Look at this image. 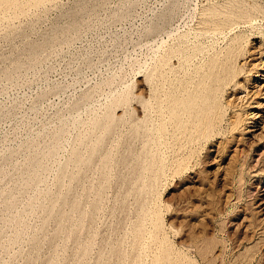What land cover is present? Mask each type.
<instances>
[{
  "label": "rangeland",
  "instance_id": "1",
  "mask_svg": "<svg viewBox=\"0 0 264 264\" xmlns=\"http://www.w3.org/2000/svg\"><path fill=\"white\" fill-rule=\"evenodd\" d=\"M2 1L4 2L5 0ZM2 1L0 0V264H124L125 262L127 263L128 260L130 264H141V262L145 264L147 260L148 264H152V262H154V264H170L172 260H174V262L178 261L177 259L181 262H176L177 264H184L183 260H185V258L186 264H208L209 262V264H224V262L225 264H264V87L261 86L264 85V0H40L41 2L39 0H32L34 3L30 0H23L25 2H21L22 0H9L5 3ZM19 2L23 4L21 5ZM15 3L16 5L12 6ZM13 8L14 10L11 11ZM16 12L20 14L17 15ZM10 16L12 17L10 18ZM239 35L241 37H239ZM235 41H239L241 46L238 42L235 43ZM194 45L195 47H192ZM228 45H230L229 49L232 50L229 51V49H227ZM173 49L176 51L175 53H173ZM194 49L196 52H194ZM167 52L171 54L168 53V55L170 54L168 56ZM215 53L220 55V57H218L219 63L216 60L217 56ZM161 55L170 58L167 61V59L165 57L162 58ZM186 57H189V60H187ZM225 57L227 59H225ZM160 58L166 63L164 64L159 60ZM210 58L213 61L216 60L214 62L212 61L213 64L215 62H217V64L213 65L210 62ZM163 59L166 60L164 61ZM228 59L231 61H228ZM158 61L163 63L161 65H165V67H159L161 65ZM221 61L224 62V64ZM237 61L238 64L236 63ZM225 62L227 64H225ZM228 63L231 64L229 65ZM166 64H172L174 67ZM219 64H221L222 67L226 65L223 67L225 69H219L221 68ZM154 65L159 71L156 69L153 70L155 68ZM215 65L216 67H214ZM203 66L208 69V74L205 72L206 69ZM208 66L210 69L214 67L213 69H218L219 71L213 72L212 69L211 71L215 73L212 74ZM197 68L202 71V74L204 68V73H206V75L203 74L204 79L202 74H199L201 72ZM161 69L162 72L167 73V75L162 73ZM169 70H171V72ZM228 70L230 73L227 72ZM151 71L156 72H153L152 75ZM175 72H177V74ZM223 72H225L226 75L229 74L230 77L228 75L225 77L226 75H224ZM149 73L150 78H148ZM194 73L196 74L195 76ZM155 74H159L160 76H158L160 78L156 76L158 79H155ZM174 74L177 77H175ZM197 74L200 75L205 82H203V80L201 81L200 76V78H197ZM208 75L209 77L206 79ZM217 75L221 82H219L220 80ZM164 76L168 78L163 79L166 78ZM191 77H194V79ZM182 78H185V81ZM149 79L152 80L150 81ZM176 79L180 80V83H177ZM189 79L190 81L193 79L191 83H189ZM205 79L208 80L209 83H207ZM200 81L203 84L200 83ZM169 82H173L172 88ZM185 82H187V84ZM224 82H227L230 86L226 85ZM155 83H157L160 88L157 84L154 85ZM184 83L186 84L185 86ZM182 85L184 87L180 88L179 86ZM203 85L206 88H203ZM212 86H214L216 90ZM168 88H170L169 90L171 91L167 92ZM212 88H214L213 94ZM144 89H146V91ZM161 89H166L164 90L165 95ZM201 89L203 91L202 93ZM139 91L141 93H139ZM183 91L186 93L183 94ZM195 91L196 94L194 95ZM216 91H218V93H216ZM171 92L173 93L172 97L174 93L176 94L174 98L170 97ZM192 92L193 94H191ZM179 93L180 95H178ZM198 93L199 97L201 96L200 98H198ZM139 94L141 96H139ZM148 94H152V97ZM157 94L160 95L158 100L156 98L158 97ZM186 94L189 98L186 97ZM153 95H157L155 96L156 99L153 98ZM219 95L220 97L222 96V100L218 97ZM193 96L195 98H193ZM204 96H206V98ZM168 97L171 100L166 99ZM216 97H218L217 103L216 99L214 100ZM201 98L204 100L202 101ZM159 99L160 101L164 99L166 106L164 101H161L160 105ZM206 99L211 103H208ZM150 100L151 103L153 102L152 106L149 102ZM167 100L171 104H169ZM174 100L175 103L176 100L179 101L177 103L178 106L174 103ZM191 100L192 103L194 100L193 104H191ZM220 100L224 105L222 103L219 105ZM180 101L182 103L189 102L191 106L188 104L185 105L186 103L182 104ZM198 101L203 102L201 103L202 107ZM195 102H197V104ZM162 103L164 104L162 105ZM145 104L148 105V107L146 106L147 109H145ZM194 104H196L197 107L200 105L199 108L201 107V110L204 105H207L204 106L206 108H203L204 113H201L203 112L201 110L199 112V108H195L196 105ZM208 104L211 105L210 108ZM172 105L174 107H172ZM181 105H183V108H180ZM149 107H155L154 109L156 112L151 108L147 111V114H145V111L148 110ZM168 107L174 108L173 111L175 109L177 110L172 112V109L169 111ZM187 107L190 109L189 111ZM222 107L225 108L223 109ZM217 108L220 111L222 110V112L218 111ZM143 109L144 111H142ZM210 109L211 111H209ZM180 110L185 112V116ZM158 111L160 113H158ZM165 111H168V114ZM186 111H188V114ZM211 112L213 114H211ZM109 114H111V118L113 117L114 119V121L112 120L113 123L111 122L112 124L110 123L111 120H108L110 119ZM171 114L173 116L176 115L175 117L177 119ZM208 114L212 115V117ZM220 114L225 116L222 117ZM113 115L116 118H114ZM144 115L146 116L144 117ZM149 115L151 116L148 118ZM156 115H161L160 119L162 120H159V116L156 118ZM169 115L170 117H168ZM197 115H199V117L201 115L200 120ZM139 117L142 119L140 120L141 125L138 120ZM165 117L170 120H166ZM95 118L97 121L99 120V123L96 120L94 121ZM171 118H173L172 121H174L170 123ZM234 118L236 120L239 118L243 121L241 120L240 122L238 119L237 122L239 121L240 123H237ZM153 119L155 120L153 121ZM207 119L209 121H205ZM210 119L213 122L216 121V123H213ZM101 121L102 124H100ZM151 122L155 124L153 123L154 125L152 126ZM189 122H191V124ZM135 123L137 126L135 125L133 127ZM187 123H189L190 126ZM234 123L237 127L235 125L233 126ZM108 124H111L110 126L112 127L110 128ZM156 124L157 126H155ZM180 124L183 125V127ZM105 125L107 126L106 128ZM150 125L152 127H157L154 128L155 131ZM211 125H214L213 127L215 130ZM159 127V130L163 129L160 133L156 132ZM167 127L168 129H166ZM179 127L181 128L180 133ZM102 128L106 131L104 129L101 130ZM147 128L151 132L146 131ZM188 128L190 131H188ZM199 129H201L200 132H202V130L204 132L200 133ZM140 130L142 131L140 132ZM186 131L191 134L190 140L187 141L185 137H189V134H187ZM207 131L209 133H207ZM138 132L141 133V139H139L140 137L137 135ZM148 132L152 137L148 136ZM170 133L173 134L171 135ZM174 133L176 135L179 134L181 139ZM158 134H161L160 136L162 138ZM184 134L186 136H184ZM194 134L196 136L203 134L202 136L204 137H196ZM134 136H136V138ZM168 136L169 138H167ZM193 136H195V138ZM153 137L155 138L154 140L158 142L151 140ZM158 137L162 139L161 142ZM149 138L150 141H148ZM193 138L195 140H192ZM201 138H203V140H201ZM98 140L99 142H97ZM146 141L150 148L146 145ZM193 141L197 143L195 144ZM101 142L103 145H101ZM183 142H186V145ZM187 142L189 143L187 144ZM151 143L153 146H151ZM156 143L157 147L162 143V145H160L162 148H152L156 147ZM178 144L180 146L185 145L183 147L184 149ZM127 146L131 152H129L130 150ZM140 146H143V148ZM146 146H148L149 150ZM193 146H195V149ZM100 148H102L101 151ZM136 148L141 150L137 151ZM189 148H191L192 151ZM52 149L54 150L52 151ZM144 149H147L148 153L150 150L152 153L154 151V157L151 151L149 154L146 152V157ZM49 150L52 153H48ZM74 150H78V152L76 153ZM90 150H93V154ZM132 150L134 152H132ZM136 151L140 152L137 153ZM111 152L112 155L110 154ZM135 152L139 154V156ZM106 154L107 159L109 155H111L108 160L104 159ZM134 154L138 157L139 161L136 156H134L136 160L133 158ZM188 154H191L192 158H187ZM83 155H85L86 159L89 161H87ZM113 155L115 157H113ZM75 156H78L80 160H76L78 158ZM143 156L145 158H143ZM148 156L151 163L148 162ZM151 156L153 158H151ZM80 157L83 161L86 160L89 162V166L86 161H84L85 163L83 161L81 162L82 159ZM140 157L146 161H141L140 163ZM130 159H133V161L131 160L130 162ZM158 159H161V161L159 162ZM182 159L185 160L187 164L183 162ZM101 160L104 161V164ZM76 161H78L77 165ZM79 161L81 164H79ZM136 162L137 164H135ZM146 162L149 163V165ZM66 163H69V166L66 165ZM180 163L181 165L184 163L185 166L183 165V167H181ZM124 164H126V166H124ZM138 164L141 165L138 166ZM142 164L145 165L143 166ZM178 164L180 166H178ZM80 165L86 166L82 168ZM113 165L116 166L109 169ZM119 166L120 168H118ZM140 166H142V168ZM148 166H151L150 168H152V171H150V168H147ZM155 167L160 168L158 169L160 171H157ZM179 167L183 169H179ZM80 168L81 170L85 169L81 172V170H79ZM124 168L126 171L128 170V173L125 172ZM121 169H124L122 171L123 173H120ZM138 169H140L139 171H141V173L138 172ZM146 169L150 170L146 171ZM101 170L104 172L102 171L103 173H101ZM110 170L113 172V175ZM132 170L134 171L132 172ZM240 170L242 171L240 172ZM108 172H110L109 176ZM134 172L138 178H136V176L134 177ZM146 172H150V174H148L150 177L151 173L154 172L155 174L152 173L151 177L153 179H150L148 175L146 176ZM161 172L162 175L160 174ZM137 173L140 174V177ZM101 174H103L102 178ZM26 175H30L31 179L30 176L27 177ZM81 175H83L82 179ZM155 175L157 177L160 176L158 181L157 178L155 179ZM123 176L126 180L129 178L127 182ZM144 176L146 179L142 181ZM26 177L29 178L30 181ZM103 177H105V181H103ZM135 178L136 182L139 181L137 184L134 182ZM147 178H149V183H146V181H148ZM82 180H84V182ZM122 180L127 183V185ZM100 181H102L103 184ZM141 181L142 183H140ZM144 181L145 184H150L153 187L150 186L151 188H149V186H145ZM92 182L93 184H90ZM84 183L85 185H83ZM123 183L125 185H123ZM120 185H123V189H127V187L130 188L132 185L134 186H132V191H130L131 188L125 190L128 192L127 193L122 188L120 190ZM83 186L86 187H84L85 190L82 192ZM91 186L93 189H90ZM99 186L100 188L102 186L105 188L102 187L101 190ZM97 187L100 189L99 191ZM143 189H145V194L141 191ZM96 190L99 193L95 192ZM138 190L141 192H138ZM56 192L57 194H55ZM61 192H63L64 195ZM52 194L58 197H54ZM81 194H83V204L80 203L82 202ZM90 194L91 198L89 197ZM98 194L102 195V199L99 198L102 201L98 199ZM135 194L138 195L137 198H140L139 200L136 199L137 195L135 196ZM49 195L53 197L51 198ZM118 195H121V198ZM122 195L124 197H122ZM126 195L127 197H125ZM238 195L241 201L238 200ZM59 196L60 199L62 197L64 200L59 199V201ZM76 196L80 198H76L78 201L75 199ZM94 197H97V199L95 198L94 200V202H97L95 204L92 202ZM144 197H147V199ZM120 199H124L125 201ZM56 200L59 201V205ZM90 200L92 203L89 202ZM9 201L11 205L8 204ZM75 201L79 203V206H77ZM138 201H142L141 203L147 202V204H143L142 206ZM55 202L56 204L52 205ZM98 202L100 205L102 204V206H100ZM73 203H75L77 207L75 204L73 205ZM117 203L118 205L122 203L124 205L118 206ZM96 204L98 206H96ZM137 204L140 205L136 206ZM147 205L150 209L147 208ZM135 206L138 209L137 211L135 210ZM160 206L162 208H160ZM89 207L96 208V210L99 209L98 211H94L93 208L89 209ZM123 209L126 216L129 214L127 218L124 215V211H122ZM146 209L151 212L146 211ZM79 210L82 212H80L81 214H83V212L85 213L87 210L85 216L83 214L80 218L81 215ZM118 210L123 213H120ZM154 210L159 213H156ZM134 211L136 213L135 215ZM63 212H65V214H63ZM140 212L144 213L140 214ZM145 212L149 213L144 215ZM49 213L50 216L47 215ZM119 215L122 216L120 217ZM245 215L249 216V220L253 222L258 234L261 233L259 237L263 238V240L259 241L258 238H256L252 243L241 242L246 230L244 223H242L243 216ZM62 216L64 218H62ZM124 217L125 219L121 220ZM137 217L138 219L144 218L147 220H144L147 223L144 224L146 227L143 224V227L140 226V224L144 222L138 220ZM57 218L59 219L57 220ZM80 219L84 220L82 221L83 223H79L81 221ZM89 219L91 222L88 221ZM150 219H152L153 222ZM45 220L47 223H45ZM76 220L78 221L76 222ZM118 220H120V222ZM136 220H138V222H136ZM58 221H62L63 223H59ZM85 221L89 223L87 222L88 227H84V230L80 227L87 226ZM116 221H118V223H116ZM149 222L152 223L150 224ZM91 223L93 226H89ZM154 224L156 226L155 229L157 228L156 230L153 229ZM159 225L160 227H157ZM71 227H73L72 230ZM141 227L143 231L140 230L139 234L141 233L143 237L138 234V229ZM75 228H78L76 230L77 233L74 231ZM133 228L138 229L136 230ZM150 228L153 230L154 235L155 233L158 234L159 238L157 234L154 236L152 235L153 233L151 234L152 231H148ZM41 229L42 231L44 230L43 233ZM57 229L59 231L61 230V232ZM68 229H70V231H68ZM78 231L80 233H78ZM148 232L153 236L152 238L149 236ZM158 232L161 233L159 234ZM18 233L20 235H17ZM35 234H37L38 238L41 236L42 238L37 239ZM124 234L128 241L132 236V240L130 241L134 240V242H129L131 246L132 244H135V246L131 247L129 242L127 243ZM240 234L241 236H239ZM34 236L36 238H34ZM135 236L138 237L136 238ZM66 238L68 241L67 244ZM161 238H167V240H162ZM138 239H141V242H139ZM38 240L40 244L37 242ZM40 240L43 241L41 242ZM86 241L89 243L87 244ZM150 241L154 242V244L150 243ZM160 241H162L163 244ZM257 241L259 242L255 246L253 243ZM142 242L144 243L141 246ZM155 243H157L158 246ZM164 243L167 245L166 247ZM116 244L117 249L115 246ZM145 244L146 250L144 249L142 251ZM82 245L86 246L83 247ZM159 245L160 248L163 249L159 250ZM137 246L140 248L138 249ZM148 246L152 248H148ZM156 246L158 247L157 249ZM123 247H126L127 251L126 248L124 249ZM134 247H137V250ZM84 248L86 253L90 255L85 254V250L84 253H80ZM164 248H166L165 252H163ZM207 248L208 250H206ZM88 249L91 250L89 251ZM152 249L156 251V254ZM106 250L109 251L105 252V256L102 253ZM110 250L115 255H111ZM124 250L125 254L123 253ZM166 250L167 252L170 250L168 252L169 257H166L170 260H165L164 256H168ZM202 250L207 253L204 252V254ZM174 251L176 259H173L175 256H172ZM243 252H245V254ZM128 253H132L133 255L136 254V256L133 257L132 254H130V256ZM83 254L85 263H81V261H83L81 255ZM123 255L128 256V258L125 257L127 261H124V263ZM156 255L159 257H156ZM186 255L188 257H186ZM204 255H207L208 258ZM87 256H89L88 259L86 258ZM99 256L101 259H99ZM129 256L130 258L132 257V260ZM162 256L164 258L160 259ZM236 256H238V258ZM258 256L261 257L258 259ZM135 257L137 258L135 259ZM203 257L207 259L204 260ZM213 257H215V259ZM102 258L104 260H102ZM153 258L154 260L156 258L157 262L152 261ZM158 258L162 262L158 261ZM223 258H226V260ZM79 259H81V261ZM134 260H139L140 263L139 261L135 263ZM257 260H259V262Z\"/></svg>",
  "mask_w": 264,
  "mask_h": 264
},
{
  "label": "bare ground",
  "instance_id": "2",
  "mask_svg": "<svg viewBox=\"0 0 264 264\" xmlns=\"http://www.w3.org/2000/svg\"><path fill=\"white\" fill-rule=\"evenodd\" d=\"M1 1H2V0H1ZM6 1H9V0H5L4 2H3V1H2V2L5 3ZM19 1H20V0H19ZM25 1H26V0H25ZM25 1L22 0L21 2H25ZM30 1H32V0H30ZM39 1H40V0H39ZM46 1H47V0H46ZM21 2H19V4H20ZM40 2H41V1H40ZM7 3H8V2H7ZM11 3H12V2H11ZM16 3H17V1H16ZM16 3H15L14 5H12V6H15ZM32 3H34V2L32 1ZM22 4H23V3H21V5H22ZM1 5L3 6L2 3H1ZM21 5H20V6H21ZM28 5H30V4H28ZM31 5H32V4H31ZM34 5H35V4H34ZM4 6H5V4H4ZM12 6H10V7H12ZM17 6H18V4H17ZM20 6H19V7H20ZM19 7H18V8H19ZM21 7H23V6H21ZM18 8H17V9H18ZM6 9H8V8H6ZM0 10H1V9H0ZM3 10H5V9H3ZM3 10H2V11H3ZM8 10H9V9H8ZM12 10H14V8L11 9V11H12ZM19 10H20V8H19ZM19 10H18V11H19ZM5 11H6V10H5ZM21 11H22V10H21ZM8 12H9V11H8ZM11 13H12V12H11ZM14 13H15V11H14ZM14 13H13V14H14ZM21 13H22V12H21ZM6 14H7V13H6ZM16 14L19 15L20 13L18 14V13L16 12ZM16 14H14V15H16ZM4 15H5V13H4ZM14 15H12V16H14ZM8 16H9V15H8ZM12 16H10V18H11ZM6 17H7V16H6ZM8 18H9V17H8ZM209 19H211V18H209ZM211 20H212V19H211ZM207 21H208V20H207ZM226 21H229V20H226ZM217 22H218V21H217ZM221 22H222V21H221ZM221 22H219V23H221ZM225 23H229V22H225ZM210 24H211V23H210ZM212 25H215V24H212ZM216 25H217V23H216ZM220 25H221V24H220ZM220 25H219V26H220ZM222 26H223V25H222ZM212 27H213V26H212ZM223 27H224V26H223ZM217 28H218V27H217ZM219 28H220V27H219ZM221 29H222V28H221ZM218 30H219V29H218ZM219 32H220V31H219ZM219 32H218V33H219ZM214 33H215V32H214ZM239 37H241V36L239 35ZM236 38H237V36H236ZM242 38H243V37H242ZM234 39H235V38H234ZM236 40H237V39H236ZM240 40H241V39H240ZM240 40H239V41H240ZM232 41H233V40H232ZM239 41H235V43H236V42L239 43ZM178 42H180V41H178ZM181 42H182V41H181ZM242 42H243V41H242ZM245 42H246V41H245ZM233 43H234V42H233ZM235 43H234V44H235ZM199 44H200V43H199ZM199 44H198V45H199ZM231 44H232V42H231ZM184 45H185V44H184ZM239 45L241 46L240 43H239ZM177 46H178V45H177ZM179 46H180V45H179ZM229 46H230V45H228V48H227V49L230 48ZM236 46H237V45H236ZM192 47H195V45L192 46ZM201 47H202V46H201ZM231 47H232V46H231ZM179 48H180V47H179ZM199 48H200V47H199ZM204 48H205V47H204ZM233 48H234V45H233ZM239 48H240V47H239ZM189 49H190V48H189ZM202 49H203V48H202ZM171 50H172V49H171ZM194 50H195V49H194ZM230 50H232V49H229V51H230ZM235 50H236V49H235ZM235 50H234V51H235ZM238 50H239V49H238ZM165 51H166V50H165ZM225 51H226V50H225ZM225 51H224V52H225ZM175 52H176V51H174V49H173V53H175ZM178 52H179V51H178ZM180 52H181V51H180ZM194 52H196V50H195ZM231 52H232V51H231ZM168 53H170V52H167V55H168ZM221 53H222V51H221ZM225 53H226V52H225ZM227 53H228V52H227ZM232 53H233V52H232ZM237 53H238V52H237ZM170 54H171V53H170ZM170 54H169V55H170ZM180 54H181V53H180ZM194 54H195V53H194ZM208 54H209V53H208ZM208 54H207V55H208ZM219 54H220V52H219ZM222 54H223V53H222ZM167 55H166V56H167ZM169 55H168V56H169ZM209 55H210V54H209ZM215 55L217 56V59H216V60H217V62H218V60H219L218 57H220V55H218V54H216V53H215ZM230 55H231V54H230ZM235 55H236V54H235ZM235 55H234V56H235ZM161 56H162V55H161ZM168 56H167V57H168ZM213 56H214V55H213ZM224 56H225V55H224ZM164 57H165V55L162 56V58H164ZM167 57H165V58H166L167 61H168V59H169L170 57H169V58H167ZM180 57H181V56H180ZM222 57H223V55H222ZM222 57H221V58H222ZM226 57H227V56H226ZM226 57H225V59H227ZM230 57H231V56H230ZM171 58H172V57H171ZM186 58H187V57H186ZM188 58H189V57H188ZM188 58H187V60H189ZM234 58H235V57H234ZM166 59H165V60H166ZM173 59H174V58H173ZM190 59H192V58H190ZM222 59H223V58H222ZM159 60H161V58H160ZM163 60H164V59H163ZM165 60H164V61H165ZM170 60H171V59H170ZM185 60H186V59H185ZM187 60H186V61H187ZM210 60H211V61H210ZM210 60H209V61L212 63L213 60H212L211 58H210ZM216 60H214V61H216ZM231 60H232V58H231ZM231 60L228 59V61H231ZM161 61H162V60H161ZM199 61H200V60H199ZM214 61H213V62H214ZM222 61H223V60H222ZM222 61H221V62H222ZM226 61H227V60H226ZM233 61H234V60H233ZM158 62H159V61H158ZM162 62H163V61H162ZM207 62H208V61H207ZM217 62H215L214 64H217ZM159 63H160V62H159ZM163 63L165 64L166 62H163ZM163 63H160V65L163 64ZM187 63H189V62H187ZM218 63H219V62H218ZM222 63L224 64V62H222ZM231 63H232V62H231ZM231 63H230V64H231ZM234 63H235V61H234ZM236 63L238 64V61H237ZM155 64H157V63H155ZM190 64H192V63H190ZM200 64H201V63H200ZM205 64H206V63H205ZM207 64H208V63H207ZM209 64H210V63H209ZM212 64H213V63H212ZM214 64H213V65H214ZM225 64H227V63L225 62ZM228 64H229V63H228ZM230 64H229V65H230ZM158 65H159V64H158ZM166 65L170 66V65H172V64H166ZM177 65H178V64H177ZM219 65L221 66V64H219ZM219 65H217V66H219ZM154 66H155V65H154ZM162 66H163V65H161V66H159V67L162 68ZM172 66L174 67V65H172ZM196 66H197V65H196ZM225 66H226V65H225ZM225 66H223V67H225ZM239 66H240V65H239ZM163 67H165V65H164ZM166 67H167V66H166ZM180 67H181V66H180ZM201 67H202V66H201ZM203 67L205 68V66H203ZM206 67H207V66H206ZM208 67H209V66H208ZM214 67H216V65H215ZM214 67H213V68H214ZM223 67L221 66V68H219V67H218V68H219V69H225V68H223ZM229 67H230V66H229ZM157 68H158V67H157ZM171 68H172V67H171ZM183 68H184V67H183ZM188 68H189V67H188ZM194 68H195V67H194ZM199 68H200V66H199ZM204 68H203V74L206 75L208 69L205 68V69H206V71H205ZM213 68L210 69V67H209V71H211ZM155 69H156V66H155V68H154L153 70H155ZM163 69H165V68H163ZM167 69H168V68H167ZM176 69H177V67H176ZM197 69H198V68H197ZM197 69H196V70H197ZM263 69H264V68H263ZM148 70H149V68H148ZM148 70H147V71H148ZM151 70H152V69H151ZM156 70H157V69H156ZM187 70H188V69H187ZM198 70H199V69H198ZM198 70H197V71H198ZM214 70H215V69H213V72L219 71L218 69L215 70V71H214ZM226 70H227V68H226ZM233 70H234V69H233ZM235 70H236V68H235ZM235 70H234V71H235ZM149 71H150V70H149ZM157 71H159V70H157ZM163 71H164V70H163ZM169 71L171 72V70H169ZM176 71H177V70H176ZM181 71H182V70H181ZM194 71H195V70H194ZM199 71L201 72V73H199V74H202V71H201V70H199ZM204 71H205L206 73H204ZM230 71L232 72L231 69H230ZM230 71L228 70L227 72L230 73ZM252 71H253V70H252ZM255 71H256V69H255ZM151 72H152V71H151ZM153 72H156V71H153ZM153 72L151 73L152 75H153ZM161 72H162V69H161ZM172 72H173V71H172ZM186 72H189V71H186ZM190 72H191V71H190ZM213 72L211 71L212 74H215V73H213ZM162 73H165V72H162ZM175 73L177 74V72H175ZM182 73H183V72H182ZM223 73H224V75H226L225 72H223ZM146 74H147V73H146ZM165 74L167 75V73H165ZM165 74H164V75H165ZM170 74H171V73H170ZM172 74H173V73H172ZM192 74H193V73H192ZM203 74H202V77H203V79H204ZM207 74H208V73H207ZM218 74H219V72H218ZM220 74H221V73H220ZM149 75H150V73L148 74V76H149ZM152 75H151V77H152ZM158 75H159V74H158ZM158 75L155 74L154 76L156 77V76H158ZM161 75H162V74H161ZM174 75H175V74H174ZM182 75H183V74H182ZM184 75H185V74H184ZM190 75H191V74H190ZM195 75H196V74L194 73V76H195ZM197 75H198V74H197ZM209 75H210V74H209ZM209 75L207 76V78H206V77H205V78L208 79ZM227 75L229 76V74H227ZM227 75H226L225 77H227ZM148 76H147V77H148ZM159 76H160V75H159ZM159 76H158V77H159ZM169 76H170V75H169ZM185 76H186V75H185ZM199 76H200V75H198L197 78H200V77H201V76H200V77H199ZM212 76H214V75H212ZM212 76H211V77H212ZM215 76H216V75H215ZM221 76H222V75H221ZM221 76H220V77H221ZM236 76H237V75H236ZM145 77H146V76H145ZM162 77H163V75H162ZM164 77H166V76H164ZM175 77H177V76L175 75ZM179 77H180V76H179ZM179 77H178V78H179ZM181 77H182V76H181ZM202 77H201V81L203 80ZM217 77H218V79L220 80V78H219L218 75H217ZM217 77H216V78H217ZM229 77H230V76H229ZM148 78H150V76H149ZM159 78H160V77H159ZM167 78H168V77L163 78V79H167ZM191 78L194 79V77H191ZM216 78H215V79H216ZM223 78H224V76H223ZM236 78H237V77H236ZM155 79H158V78L156 77ZM155 79H154V80H155ZM169 79H170V78H169ZM179 79H181V78H179ZM182 79H183V78H182ZM193 79H192V80H193ZM195 79H196V78H195ZM206 79H205V80H206ZM209 79H210V78H209ZM211 79H212V78H211ZM215 79H214V80H215ZM221 79H222V77H221ZM225 79H227V78H225ZM149 80H150V79H149ZM149 80H147V81H149ZM151 80H152V79H151ZM151 80H150V81H151ZM159 80H160V79H159ZM183 80L185 81V78H184ZM192 80H191V81H192ZM199 80H200V79H199ZM219 80H218V81H219ZM162 81H163V80H162ZM165 81H166V80H165ZM172 81H173V80H172ZM176 81H177V83H178L180 80L176 79ZM186 81H187V80H186ZM191 81H190V79H189V83H191ZM195 81H198V80H195ZM195 81H194V82H195ZM201 81H200V83H202ZM206 81H207V83H209L208 80H206ZM215 81H216V80H215ZM215 81H214V82H215ZM224 81H225V80H224ZM226 81H227V80H226ZM230 81H231V80H230ZM139 82H140V81H139ZM154 82H156V81H154ZM157 82H158V80H157ZM159 82H161V81H159ZM167 82H168V80H167ZM167 82H166V83H167ZM182 82H183V81H182ZM187 82H188V81H187ZM187 82H185V83L187 84ZM198 82H199V81H198ZM203 82H205V81L203 80ZM214 82H213V83H214ZM216 82H217V81H216ZM219 82H221V80H220ZM222 82H223V81H222ZM227 82H228V81H227ZM227 82H224V83H226V85H229V86H230V84H228ZM235 82H236V81H235ZM162 83H163V82H162ZM166 83H165V85H166ZM172 83H173V82H172ZM172 83L169 82V84H171V85H170L171 88H172ZM179 83H180V82H179ZM185 83H184V86L186 85ZM189 83H188V84H189ZM195 83H196V82H195ZM150 84H151V82H150ZM156 84H157V83H155L154 85H156ZM163 84H164V83H163ZM169 84H167V85H169ZM175 84H176V83H175ZM181 84H182V83H181ZM202 84H203V83H202ZM202 84H201V85H202ZM210 84H212V83H210ZM216 84H217V83H216ZM231 84H233V83H231ZM154 85H153V86H154ZM173 85H174V84H173ZM190 85H192V84H190ZM197 85H200V84H197ZM207 85H208V84H207ZM226 85H225V86H226ZM237 85H238V83H237ZM260 85H261V84H260ZM157 86H158V84H157ZM160 86H161V85H160ZM170 86H169V87H170ZM174 86H175V85H174ZM174 86H173V87H174ZM184 86L182 85V86H179V87L182 88V87H184ZM187 86H188V85H187ZM187 86H186V88H187ZM195 86H196V85H195ZM203 86H204V85H203ZM203 86H201V87H203ZM209 86H210V85H209ZM217 86H218V85H217ZM261 86L264 87V85H261ZM144 87H145V86H144ZM144 87H143V88H144ZM146 87L149 88L148 86H146ZM151 87H152V86H151ZM158 87H159V86H158ZM162 87H164V86H162ZM176 87H178V86H176ZM179 87H178V88H179ZM201 87H200V88H201ZM207 87H208V86H207ZM212 87H214V86H212ZM227 87H228V86H227ZM242 87H244V86H242ZM155 88H156V87H155ZM159 88H160V87H159ZM159 88H158V89H159ZM164 88H165V87H164ZM174 88H175V87H174ZM195 88H196V87H195ZM195 88H194V89H195ZM200 88H199V89H200ZM203 88H206V87L204 86ZM214 88H215V87H214ZM214 88H212V89H213L212 94L214 93ZM218 88H219V87H218ZM221 88H222V87H221ZM149 89H150V88H149ZM149 89H148V90H149ZM151 89H152V88H151ZM153 89H154V88H153ZM169 89H170V88H168V91H167V92L171 91V90H169ZM175 89H176V88H175ZM175 89H174V91H175ZM187 89H188V88H187ZM191 89H193V88H191ZM197 89H198V88H197ZM209 89H211V88H209ZM141 90H142V88H141ZM144 90L146 91V89H144ZM144 90H143V91H144ZM154 90H155V89H154ZM156 90H157V89H156ZM161 90H163V89H161ZM161 90H160V91H161ZM164 90H166V89H164ZM164 90H163V92H164ZM180 90H181V89H180ZM185 90H186V89H185ZM195 90H196V89H195ZM205 90H206V89H205ZM215 90H216V88H215ZM259 90H260V87H259ZM259 90H258V91H259ZM151 91H153V90H151ZM176 91H177V90H176ZM178 91H179V90H178ZM186 91H188V90H186ZM196 91H197V90H196ZM196 91H195L194 95L196 94ZM219 91H220V90H219ZM149 92H150V91H149ZM154 92H156V91H154ZM167 92H166V93H167ZM180 92H181V91H180ZM183 92H184V91H183ZM190 92H191V91H190ZM202 92H203V91H202V89H201V93H202ZM256 92H257V90H256ZM260 92H261V91H260ZM260 92H259V93H260ZM263 92H264V91H263ZM139 93H141V92L139 91ZM161 93H162V92H161ZM161 93H160V95H161ZM176 93H177V92H176ZM185 93H186V92H184L183 94H185ZM201 93H200V94H201ZM206 93H207V92H206ZM208 93H209V92H208ZM216 93H218V91H216ZM220 93H223V92H220ZM259 93H258V94H259ZM163 94L165 95V92H164ZM163 94H162V95H163ZM172 94H173L172 92H171V95L169 94L170 97H172ZM181 94H182V93H181ZM191 94H193V92H192ZM212 94H211V95H212ZM121 95H122V94H121ZM148 95H150V94H148ZM151 95H152V94H151ZM151 95H150V96H151ZM157 95H158V94H157ZM157 95H153V98H155V96H157ZM160 95H158V97H156L157 100H158V98H159ZM166 95L168 96V93H167ZM175 95H176V94L174 93V96H173L172 98H174ZM178 95H180V93H179ZM214 95H215V94H214ZM221 95H222V94H221ZM139 96H141V95L139 94ZM167 96H166V97H167ZM182 96H184V95H182ZM189 96L192 97L191 95H189ZM259 96H260V95H259ZM148 97H149V96H148ZM151 97H152V96H151ZM161 97H162V96H161ZM177 97H178V96H177ZM186 97H188L187 94H186ZM200 97H201V96H200ZM200 97H199V93H198V98H200ZM204 97L206 98V96H204ZM208 97H209V96H208ZM208 97H207V98H208ZM218 97H220V95H219ZM218 97L214 98V100L216 99V103H217V101H218V100H217ZM221 97H222V96H221ZM221 97H220V98H221ZM156 98H155V99H156ZM181 98H182V97H181ZM188 98H189V97H188ZM193 98H195V97L193 96ZM220 98H219V99H220ZM135 99H136V98H135ZM145 99H147V98H145ZM166 99H169V97L166 98ZM177 99H178V98H177ZM191 99H192V98H191ZM201 99H202V101L204 100L203 98H201ZM138 100H140V99H138ZM169 100H171V99H169ZM172 100H173V99H172ZM181 100H182V99H181ZM187 100H188V99H187ZM206 100H207V99H206ZM206 100H205V101H206ZM210 100H211V98H210ZM221 100H222V98H221ZM221 100H220V102H219V103H220L219 105H221V103H222ZM142 101H143V100H142ZM142 101H141V102H142ZM147 101H148V100H147ZM147 101H146V102H147ZM159 101H160V99H159ZM161 101L163 102L164 99L161 100ZM161 101H160V105H161ZM167 101H168V100H167ZM184 101H185V100H184ZM196 101H197V100H196ZM200 101H201V100H200ZM205 101H204V102H205ZM212 101H213V100H212ZM138 102H139V101H138ZM149 102L151 103V100H150ZM154 102H155V100H154ZM164 102H165V101H164ZM172 102H173V101H172ZM178 102H179V101L176 100V103H175V100H174V103H175L177 106H178V104H177ZM189 102H190V99H189ZM189 102H188V103L184 102V103H186L185 105H187V104L190 105ZM198 102H199V101H198ZM207 102H208V100H207ZM209 102H210V101H209ZM209 102H208V103H209ZM214 102H215V101H214ZM214 102H213V104H214ZM152 103H153V102H152ZM152 103H151V106H152ZM168 103H169V101H168ZM168 103H167V105H168ZM174 103H172V104L175 105ZM180 103H182V102L180 101ZM184 103H182V104H184ZM193 103H194V100H193ZM193 103H192V100H191V104H193ZM195 103L197 104V102H195ZM199 103L201 104V103H203V102H199ZM199 103H198V104H199ZM210 103H211V102H210ZM216 103H215V104H216ZM138 104H139V103H138ZM146 104H149V103H146ZM146 104H145V107H146V106L148 107V105H146ZM158 104H159V102H158ZM163 104H164V103H162V105H163ZM169 104H171V103H169ZM196 104H194V105H196ZM222 104H223V103H222ZM173 105H172V107H174ZM185 105H184V106H185ZM194 105H193V106H194ZM203 105H204V104H203ZM208 105H209V104H208ZM217 105H218V104H217ZM217 105H216V106H217ZM223 105H224V104H223ZM223 105H222V106H223ZM132 106H133V105H132ZM153 106H154V104H153ZM155 106H156V105H155ZM165 106H166V102H165ZM168 106H169V105H168ZM182 106H183V105H181L180 108H183ZM190 106H191V105H190ZM199 106H200V105H199ZM199 106L197 107V105H196L195 108L198 109ZM204 106H207V105H204ZM204 106H203V108H206V107H204ZM210 106H211V105H209L208 107L210 108ZM212 106H213V105H212ZM147 107H146L145 109H147ZM156 107H158V106H156ZM172 107H170V108L168 107V108H169L168 110L170 111V109H172V112H174L175 110H177V109H175V110L173 111L174 108H172ZM175 107H176V106H175ZM201 107H202V104H201ZM201 107H200V108H201ZM151 108H152V107H149L148 110L145 111V112H146L145 114H147V111H149V109H151ZM154 108H155V107H153L152 110L155 111ZM160 108H161V107H160ZM160 108H157V109H160ZM164 108H165V107H164ZM164 108H163V109H164ZM178 108H179V107H178ZM192 108H193V107H192ZM200 108L198 109L199 112H200V110H201ZM203 108H202L201 111L204 110ZM209 108H207V109H209ZM214 108H215V107H214ZM214 108H212V109H214ZM222 108H223V107H222ZM222 108H221V109H222ZM224 108H225V107H224ZM224 108H223V109H224ZM226 108H227V107H226ZM131 109H132V108H131ZM193 109H194V108H193ZM133 110H134V109H133ZM152 110H151V111H152ZM183 110H184V109H183ZM187 110L189 111L190 109L187 107ZM194 110H195V109H194ZM217 110H218V108H217ZM217 110H216V112H217ZM115 111H116V110H115ZM142 111H144V109H143ZM180 111L182 112V110H180ZM184 111H185V110H184ZM188 111H186V113H187ZM192 111H193V110H192ZM209 111H211V109H210ZM209 111H208V112H209ZM213 111H214V110H213ZM218 111H220V110H218ZM111 112H112V111H111ZM155 112H156V111H155ZM155 112H154V115H155ZM161 112H162V111H161ZM165 112H166V111H165ZM167 112H168V111H167ZM167 112H166V113H167ZM193 112H195V111H193ZM196 112H197V111H196ZM205 112H206V111H205ZM208 112H207V113H208ZM214 112H215V111H214ZM220 112H222V110H221ZM134 113H135V111H134ZM136 113H137V112H136ZM158 113H160V112L158 111ZM158 113H157V114H158ZM162 113H163V112H162ZM162 113H161V115L163 116ZM175 113H176V112H175ZM178 113H179V112H178ZM182 113L184 114L185 112H182ZM201 113H204V111L201 112ZM223 113H224V110H223ZM141 114H142V113H141ZM167 114H168V113H167ZM169 114H170V113H169ZM187 114H188V113H187ZM190 114H191V111H190ZM211 114H213V113L211 112ZM215 114H216V113H215ZM218 114H219V112H218ZM225 114H226V113H225ZM109 115H110V119H108V118H106V119L111 120V121H110V123H111L112 120L114 121V119H113V117L111 118V114H109ZM151 115H152V114H151ZM151 115H149L148 118H149ZM161 115H160V116H161ZM171 115H172V114H171ZM174 115H175V114H174ZM192 115H193V113H192ZM201 115H202V114H201ZM201 115H200V117H201ZM208 115H210V114H208ZM216 115H217V114H216ZM220 115H221L222 117L225 116V115H222V114H220ZM255 115H256V114H255ZM255 115H254V116H255ZM107 116H108V115H107ZM113 116H114V115H113ZM145 116H146V115H144V117H145ZM156 116H157L156 118H158L159 115H156ZM160 116H159V120L161 121L162 119H160ZM165 116H167V115H165ZM172 116H173V115H172ZM172 116H171V117H172ZM175 116H176V115H175ZM175 116H173V117H175ZM184 116H185V114H184ZM187 116H188V115H187ZM197 116L199 117V115H197ZM203 116H205V115H203ZM210 116L212 117V115H210ZM210 116H209V117H210ZM233 116H234V115H233ZM254 116H253V117H254ZM101 117H102V116H101ZM163 117H164V116H163ZM168 117H170V115H169ZM177 117H179V116H177ZM188 117H189V116H188ZM190 117H191V116H190ZM200 117H199V120H200ZM214 117H215V116H214ZM238 117H239V116H238ZM240 117H241V116H240ZM240 117H239V118H240ZM99 118H100V117H99ZM114 118H116V117L114 116ZM136 118H137V117H136ZM139 118H140V117H139ZM139 118H138V120H139L140 125H141V121H140V120H142V119H141V118L139 119ZM175 118H176V117H175ZM184 118H185V117H184ZM193 118H194V117H193ZM195 118H196V117H195ZM217 118H218V116H217ZM236 118H237V117H236ZM239 118H238V119H239ZM241 118H242V117H241ZM151 119H152V118H151ZM151 119H150V120H151ZM165 119H166V117H165ZM172 119H173V118H171L170 123L174 121V120L172 121ZM176 119H177V118H176ZM176 119H175V120H176ZM181 119H182V118H181ZM187 119H190V118H187ZM208 119H209V118H208ZM208 119L205 120V121H209ZM234 119H235V118H234ZM238 119H237V120H238ZM95 120H96V118L94 119V121H95ZM108 120H107V122H108ZM138 120H137V121H138ZM150 120H149V121H150ZM154 120H155V119H153V121H154ZM157 120H158V119H157ZM157 120H156V121H157ZM166 120H170V119L168 118V119H166ZM194 120H195V119H194ZM222 120H223V119H222ZM235 120H236V119H235ZM237 120H236V122H237ZM241 120H242V119H241ZM241 120L239 119L240 122H241ZM96 121H97V120H96ZM115 121H116V120H115ZM179 121H180V120H179ZM185 121H186V120H185ZM189 121H190V120H189ZM192 121H193V120H192ZM202 121H203V120H202ZM210 121H212V120L210 119ZM239 121H238L237 123H240ZM242 121H243V120H242ZM263 121H264V120H263ZM91 122L94 123L93 121H91ZM97 122L99 123V120H98ZM142 122H143V121H142ZM163 122H164V121H163ZM166 122H167V121H166ZM166 122H165V123H166ZM176 122H177V121H176ZM203 122H204V121H203ZM212 122H213V121H212ZM220 122H221V120H220ZM236 122H235V123H236ZM92 123H91V124H92ZM104 123H105V122H104ZM104 123H103V124H104ZM112 123H113V122H112ZM112 123H111V124H112ZM147 123H148V122H147ZM151 123H152V124H151L152 126L155 124L154 122H151ZM153 123H154V124H153ZM157 123H158V122H157ZM179 123H181V122H179ZM179 123H177V124H179ZM189 123L191 124V122H189ZM189 123H187V124H189ZM193 123H194V122H193ZM195 123H196V121H195ZM197 123H198V119H197ZM209 123H211V122H209ZM213 123H216V121L213 122ZM217 123H218V122H217ZM228 123H230V122H228ZM235 123L233 124V126H234V125L236 126ZM94 124H95V123H94ZM100 124H102V121H101ZM111 124H108V125L110 126ZM137 124H138V123H137ZM175 124H176V123H175ZM187 124H186V126H187ZM190 124H189V126H190ZM199 124H200V123H199ZM205 124H206V123H205ZM106 125H107V124H106ZM106 125H105V128L107 127ZM135 125H136V123L133 125V127H134ZM140 125H138V126H140ZM151 125H150V126H151ZM165 125H166V124H165ZM171 125H172V124H171ZM180 125H181V124H180ZM183 125H184V123H183ZM183 125H181V126L183 127ZM197 125H198V124H197ZM206 125H208V124H206ZM241 125H242V124H241ZM92 126H93V125H92ZM136 126H137V125H136ZM148 126H149V124H148ZM152 126H151V127H152ZM155 126H157V124H156ZM169 126H170V125H169ZM172 126H173V125H172ZM172 126H171V127H172ZM178 126H179V125H178ZM181 126H180V127H181ZM200 126H201V125H200ZM213 126H214V125H213ZM213 126L211 125V127H213ZM239 126H240V125H239ZM111 127H112V126H110V128H111ZM140 127H141V126H140ZM145 127H146V126H145ZM160 127H161V126H160ZM160 127L158 128V130L160 129ZM163 127H164V126H163ZM165 127H166V126H165ZM176 127H177V125H176ZM180 127H179V128H180ZM195 127H196V126H195ZM208 127H209V126H208ZM216 127H217V126H216ZM216 127H215V128H216ZM218 127H219V126H218ZM236 127H237V126H236ZM241 127H242V126H241ZM99 128H100V127H99ZM99 128H97V129H99ZM110 128H109V129H110ZM138 128H139V127H138ZM152 128L154 129V128H157V127H152ZM152 128H151V129H152ZM161 128H162V127H161ZM179 128H178V129H179ZM186 128H187V127H186ZM186 128H185V129H186ZM192 128H193V126H192ZM192 128H191V131H192ZM198 128H199V127H198ZM97 129H96V131H97ZM103 129H104V128H102L101 130H103ZM140 129H141V128H140ZM147 129H148V128H147ZM147 129H146V131H149V129H148V130H147ZM153 129H152V130H153ZM166 129H168V127H167ZM166 129L164 128L165 131H166ZM171 129H172V128H171ZM183 129H184V128H183ZM188 129H189V128H188ZM194 129H197V128H194ZM213 129H214V127H213ZM219 129H220V128H219ZM222 129H223V127H222ZM233 129H234V128H233ZM233 129H232V130H233ZM236 129H237V128H236ZM238 129H239V128H238ZM93 130H94V129H93ZM104 130H105V129H104ZM158 130H156V132H159V133H160V131H163V129H161V130H159V131H158ZM169 130H170V129H169ZM197 130H198V129H197ZM200 130H201V129H199V132H200ZM207 130H208V129H207ZM214 130H215V129H214ZM214 130H213V131H214ZM94 131H95V130H94ZM105 131H106V130H105ZM141 131H142V130H140V132H141ZM154 131H155V129H154ZM170 131H172V130H170ZM174 131H175V130H174ZM180 131H181V128H180V130H179V133H180ZM188 131H190V129H189ZM209 131H210V130H209ZM216 131H217V130H216ZM149 132H151V131H149ZM149 132H148V133H149ZM152 132H153V131H152ZM167 132H168V130H167ZM167 132H166V133H167ZM176 132H177V131H176ZM176 132H175V133H176ZM186 132H187V131H186ZM195 132H196V131H195ZM199 132H198V134H199ZM202 132H204V131L202 130ZM202 132H200V133H202ZM100 133H101V132H100ZM109 133H110V132H109ZM117 133H118V132H117ZM134 133H135V132H134ZM148 133H145V134H148ZM166 133H165V134H166ZM175 133H174V134H175ZM207 133H209V132L207 131ZM211 133H213V132H211ZM211 133H210V134H211ZM217 133H218V132H217ZM101 134H102V133H101ZM105 134H106V133H105ZM105 134H104V135H105ZM107 134H108V133H107ZM149 134H150V133H149ZM149 134H148V136L150 137L151 134H150V135H149ZM162 134H163V133H162ZM165 134H164V135H165ZM170 134H171V133H170ZM172 134H173V133H172ZM172 134H171V135H172ZM181 134H182V133H181ZM181 134H180V135H181ZM187 134H189V133L187 132ZM203 134H205V133H203ZM203 134H201V135H197V136H196L195 134H194V135H195L196 137H198V136L201 137ZM221 134H222V133H221ZM99 135H100V134H99ZM129 135H130V134H129ZM134 135H135V134H134ZM137 135L140 137L139 139H141V133L138 132ZM152 135H153V134H152ZM158 135H159V134H158ZM158 135H157V136H158ZM160 135H161V134H160ZM160 135H159V136H160ZM168 135H169V133H168ZM171 135H170V136H171ZM175 135H176V134H175ZM177 135L179 136V134H177ZM177 135H176V136H177ZM190 135H191V134H189V137H188V136L185 137V138H187L186 141H187V140H190ZM214 135H216V134H214ZM153 136H154V135H153ZM155 136H156V134H155ZM181 136H182V135H181ZM184 136H186V135L184 134ZM184 136H183V137H184ZM195 136H193V137L195 138ZM210 136H211V135H210ZM98 137H99V136H98ZM104 137H105V136H104ZM106 137H107V136H106ZM128 137H129V136H128ZM134 137L136 138V136H134ZM145 137H146V136H145ZM151 137H152V136H151ZM160 137H161V136H160ZM174 137H175V136H174ZM174 137H173V138H174ZM200 137H199V138H200ZM202 137H204V136H202ZM207 137H208V136H207ZM99 138H100V137H99ZM158 138H159V137H158ZM161 138H162V137H161ZM167 138H169V136H168ZM179 138H180V136H179ZM179 138H177V139H179ZM194 138H193L192 140H195ZM205 138H206V137H205ZM133 139H134V138H133ZM139 139H138V141H139ZM143 139H144V138H143ZM147 139H148V138H147ZM147 139H145V140H147ZM154 139H155L154 137H153V139L151 138V140H154ZM159 139H160V138H159ZM175 139H176V138H175ZM180 139H181V138H180ZM180 139H179V140H180ZM182 139H183V138H182ZM197 139H198V138H197ZM197 139H196V140H197ZM100 140H102V139H100ZM161 140H162V139H160V142H161ZM192 140H191V141H192ZM201 140H203V138H201ZM103 141H104V140H103ZM103 141H102V142H103ZM117 141H118V140H117ZM143 141H144V140H143ZM143 141H142V142H143ZM148 141H150V138H149ZM154 141H156V140H154ZM172 141H173V140H172ZM176 141H177V140H176ZM176 141H175V142H176ZM182 141H183V140H182ZM191 141H190V142H191ZM199 141H200V140H199ZM199 141H198V142H199ZM97 142H99V140H98ZM102 142H101V143H102ZM127 142H128V141H127ZM132 142H133V141H132ZM156 142H158V141H156ZM193 142H194V141H193ZM154 143H155V142H154ZM179 143H180V142H179ZM183 143L186 145V142H183ZM188 143H189V142H187V144H188ZM191 143H192V142H191ZM194 143H195V142H194ZM196 143H197V142H196ZM196 143H195V144H196ZM97 144H98V143H97ZM143 144H144V142H143ZM168 144H169V143H168ZM99 145H100V144H99ZM101 145H103V143H102ZM146 145H148V144H147V141H146ZM160 145H162V143H161ZM160 145L157 147V143H156V147H152V148H154V149H155V148H159V147L162 148ZM164 145H165V144H164ZM178 145H179V144H178ZM185 145H183V146H182V145H181V146L179 145V146L183 148ZM189 145H193V144H189ZM88 146H89V145H88ZM97 146H98V145H97ZM143 146H144V145H143ZM143 146H142V147L140 146V147L143 148ZM148 146H149V145H148ZM148 146H146L147 149H148ZM151 146H153L152 143H151ZM179 146H178V148H179ZM197 146H198V145H197ZM93 147L95 148L94 145H93ZM100 147H102V146H100ZM125 147H126V146H125ZM144 147H145V146H144ZM187 147H188V145H187ZM187 147H186V148H187ZM189 147H190V146H189ZM193 147H194V149H195V146H193ZM91 148H92V147H91ZM94 148H93V149H94ZM96 148H97V147H96ZM127 148H128V146H127ZM132 148H133V147H132ZM149 148H150V146H149ZM152 148H151V149H152ZM191 148H192V146H191ZM191 148H189V149L192 151ZM54 149H55V148H54ZM54 149H52V151H53ZM101 149H102V148H100V151H101ZM124 149H125V148H124ZM128 149H129V148H128ZM147 149H146V150L144 149V150H145V153H144L145 155H146ZM180 149H181V148H180ZM183 149H184V148H183ZM95 150H96V149H95ZM97 150H99V149H97ZM126 150H127V149H126ZM129 150H130V149H129ZM129 150H128V151H129ZM134 150H135V149H134ZM136 150L138 151V150H141V149H137V148H136ZM148 150H149V149H148ZM152 150H153V149H152ZM177 150H178V149H177ZM90 151H92V154H93V150H90ZM137 151H136V152H137ZM150 151H151V150H150ZM150 151H149V153H150ZM156 151H157V150H156ZM156 151H155V152H156ZM180 151H181V150H180ZM193 151H195V150H193ZM74 152L77 153L78 150H74ZM98 152H99V151H98ZM129 152H131V150H130ZM132 152H134V151L132 150ZM136 152H135V153H136ZM139 152H140V151H139ZM139 152H137V153H139ZM143 152H144V151H143ZM160 152H161V151H160ZM178 152H179V151H178ZM48 153H52V152L49 150ZM53 153H54V152H53ZM88 153H89V151H88ZM90 153H91V152H90ZM137 153H136V154H137ZM141 153H142V152H141ZM147 153H148V152H147ZM149 153H148V154H149ZM151 153H152V151H151ZM170 153H171V152H170ZM191 153H192V152H191ZM193 153H195V152H193ZM72 154H73V153H72ZM74 154H75V153H74ZM79 154H80V152H79ZM99 154H100V153H99ZM110 154L112 155V152H111ZM144 154H142V155H144ZM152 154H153V157H154V151H153ZM173 154H174V153H173ZM48 155H49V154H48ZM87 155H89V154H87ZM96 155H98V154H96ZM96 155H95V156H96ZM111 155H109V157H110ZM137 155L139 156V154H137ZM142 155H141V157H142ZM162 155H163V154H162ZM185 155H186V154H185ZM70 156H71V155H70ZM80 156H81V155H80ZM83 156H84L85 159H86V156H85V155H83ZM92 156H93V155H92ZM95 156H94V157H95ZM106 156H107V154L105 155L104 159H107ZM129 156H130V154H129ZM134 156H136V155H135V154L133 155V158L135 159ZM183 156H184V155H183ZM72 157H73V156H72ZM72 157H71V160H72ZM75 157H76V156H75ZM90 157H91V156H90ZM96 157H97V156H96ZM109 157H108V159H109ZM113 157H115V156L113 155ZM113 157H112V158H113ZM120 157H121V156H120ZM122 157H123V156H122ZM136 157H137V156H136ZM141 157H140V163H141V161H146V160L142 159ZM146 157H147V155H146ZM153 157L151 156V158H153ZM163 157H165V156H163ZM163 157H162V158H163ZM172 157H173V156H172ZM188 157H189V158H190V157L192 158L191 154H190V155L188 154V155H187V158H188ZM76 158H78V156H77ZM80 158H81V157H80ZM87 158H89V157H87ZM128 158H129V157H128ZM143 158H145V157L143 156ZM148 158H149V156H148ZM155 158H156V157H155ZM160 158H161V157H160ZM187 158H185V159H187ZM81 159H82V158H81ZM94 159H95V158H94ZM102 159H103V157H102ZM104 159H103V160H104ZM108 159H107V160H108ZM110 159H111V158H110ZM113 159H114V158H113ZM122 159H123V158H122ZM126 159H127V158H126ZM146 159H147V158H146ZM76 160H80V159L78 158V159H76ZM86 160H87V159H86ZM86 160H84V161H86ZM107 160H106V161H107ZM114 160H115V159H114ZM131 160L133 161V159H130L129 161L131 162ZM135 160H136V159H135ZM137 160H138V157H137ZM158 160H159V162L161 161V159H158ZM167 160H168V159H167ZM72 161H73V160H72ZM82 161H83V159L81 160V162H82ZM84 161H83V162H84ZM87 161H89V160H87ZM87 161H86V162H87ZM101 161H102V160H101ZM106 161H105V162H106ZM110 161H112V160H110ZM116 161H117V160H116ZM118 161H119V160H118ZM122 161H123V160H122ZM129 161H128V162H129ZM138 161H139V160H138ZM152 161H153V160H152ZM163 161H164V160H163ZM182 161L185 162V160H183V159H182ZM189 161H190V159H189ZM189 161H188V162H189ZM68 162H69V161H68ZM70 162H71V161H70ZM77 162H78V161H76V165H77ZM93 162H94V161H93ZM148 162H150V158H149V161H148ZM157 162H158V161H157ZM177 162H178V161H177ZM180 162H181V161H180ZM74 163H75V162H74ZM84 163H85V162H84ZM88 163H89V162H87V164H88ZM90 163H91V162H90ZM100 163H101V162H100ZM102 163L104 164V161H102ZM111 163H112V162H111ZM121 163H123V162H121ZM132 163H133V162H132ZM138 163H139V162H138ZM142 163H143V162H142ZM146 163H147V162H146ZM146 163H145V164H146ZM150 163H151V162H150ZM152 163H153V162H152ZM174 163H175V162H174ZM185 163H186V162H185ZM191 163H192V162H191ZM191 163H190V164H191ZM68 164H69V163H68ZM68 164L66 163V165H68ZM72 164H73V163H72ZM72 164H71V165H72ZM79 164H81L80 161H79ZM105 164H106V163H105ZM107 164H108V161H107ZM107 164H106V165H107ZM113 164H114V163H113ZM115 164H116V162H115ZM135 164H137V162H136ZM145 164H144V165H145ZM147 164L149 165V163H147ZM154 164H155V163H154ZM160 164H162V163H160ZM186 164H187V163H186ZM83 165H84V164H83ZM101 165H102V164H101ZM110 165H111V164H110ZM116 165H117V164H116ZM116 165H115V166H116ZM139 165H141V164H138V166H139ZM142 165H143V164H142ZM144 165H143V166H144ZM156 165H157V164H156ZM167 165H168V164H167ZM180 165H181V163H180ZM180 165L178 164V166H180ZM183 165H184V163H182L181 167H183ZM188 165H189V164H188ZM188 165H187V166H188ZM240 165H241V164H240ZM68 166H69V165H68ZM74 166H75V165H74ZM80 166H81V165H80ZM85 166H86V165H85ZM85 166H81V167L83 168V167H85ZM88 166H89V164H88ZM90 166H91V165H90ZM99 166H100V165H99ZM102 166H104V165H102ZM115 166L113 165V166H111V168H109V167H108V168H109V169H112V167H115ZM121 166H122V165H121ZM124 166H126V164H124ZM151 166H152V164H151ZM151 166H150V167H151ZM157 166H159V165H157ZM184 166H185V165H184ZM65 167H66V166H65ZM75 167H76V166H75ZM78 167H79V166H78ZM78 167H77V168H78ZM105 167H106V166H105ZM130 167H131V166H130ZM130 167H129V168H130ZM132 167H133V166H132ZM134 167L136 168L135 165H134ZM140 167L142 168V166H140ZM150 167L148 166L147 168H150ZM153 167H154V166H153ZM159 167H160V166H159ZM163 167H164V164H163ZM181 167H179V169H183V168H181ZM86 168H87V167H86ZM96 168H97V167H96ZM108 168H107V169H108ZM118 168H120V166H119ZM122 168H123V167H122ZM125 168H126V167H125ZM125 168H124V169H125ZM155 168H157V167H155ZM188 168H189V167H188ZM84 169H85V168H84ZM84 169H83V170H84ZM102 169L104 170L103 167H102ZM107 169H106V170H107ZM124 169H121V172H120V173H123L122 171H123ZM131 169H132V168H131ZM131 169H130V170H131ZM150 169H151V170H150ZM150 169H146V171H147V170L152 171V168H150ZM158 169H160V168H157L156 170H157V171H160V170H158ZM63 170H64V169H63ZM79 170H81V168H80ZM83 170H81V172H83ZM103 170H101V173L104 172ZM136 170H137V169H136ZM139 170H140V169H138V172L141 173V171H139ZM141 170H142V169H141ZM164 170H165V169H164ZM28 171H29V170H28ZM102 171H103V172H102ZM127 171H128V170H127ZM127 171H126V169H125V172H127ZM133 171H134V170H132V172H133ZM161 171H163V170H161ZM241 171H242V170H240V172H241ZM110 172H111L112 175H113V172H112L111 170H110ZM110 172H108V176H109V173H110ZM129 172H130V171H129ZM132 172H131V174H132ZM135 172H136V171H135ZM135 172H134V173H135ZM142 172H143V170H142ZM155 172H156V171H155ZM85 173H86V172H85ZM127 173H128V172H127ZM144 173H145V172H144ZM152 173H154V172H152ZM152 173H151V177H152ZM157 173H158V172H157ZM61 174H62V173H61ZM124 174H126V173H124ZM137 174H138V173H137ZM148 174H150V172H149V173L146 172V176H147ZM154 174H155V173H154ZM154 174H153V175H154ZM160 174L162 175V172H161ZM165 174H166V173H165ZM83 175H84V174H83ZM83 175H81V179H82V176H83ZM106 175H107V174H106ZM119 175H120V174H119ZM129 175H130V174H129ZM138 175H139V177H140V174H138ZM143 175H145V174H143ZM157 175H158V174H157ZM26 176H27V175H26ZM28 176H30V175H28ZM28 176H27V177H28ZM102 176H103V174H101V178H102ZM116 176H117V175H116ZM124 176H125V175H124ZM124 176H123V177H124ZM135 176H136V173H135L134 177H135ZM155 176H156V175H155ZM227 176H228V175H227ZM240 176H241V174H240ZM27 177H26V178H27ZM75 177H76V176H75ZM75 177H74V179H75ZM79 177H80V175H79ZM85 177H86V176H85ZM85 177H83V178H85ZM105 177H107V176H105ZM105 177H103V181L106 180ZM110 177H111V176H110ZM110 177H109V179H110ZM114 177H115V176H114ZM123 177H122V178H123ZM127 177H128V174H127ZM141 177H142V176H141ZM148 177H149L150 179H153V178H151L149 175H148ZM153 177H154V176H153ZM24 178H25V177H24ZM77 178H78V177H77ZM136 178H138V176H136ZM136 178H135L134 182H136ZM143 178H144V179H142V181L146 179L145 176H144ZM149 178H147V180H148ZM156 178H157V181H158V178H160V176H158V177L156 176L155 179H156ZM27 179L29 180V178H27ZM30 179H31V176H30ZM74 179H73V180H74ZM79 179H80V178H79ZM81 179H80V180H81ZM104 179H105V180H104ZM124 179H125V181L127 182V180H128L129 178L126 180V178L124 177ZM124 179H123V180H124ZM133 179H134V178H133ZM28 180H27V181H28ZM57 180H58V179H57ZM68 180H69V179H68ZM77 180H78V179H77ZM77 180H76V182H77ZM110 180H111V179H110ZM110 180H109V181H110ZM118 180H119V178H118ZM123 180H122V181H123ZM24 181H25V180H24ZM29 181H30V180H29ZM29 181H28V182H29ZM78 181H79V180H78ZM82 181L84 182V180H82ZM142 181H141L140 183H142ZM152 181H153V180H152ZM154 181H156V180H154ZM240 181H241V180H240ZM25 182H26V181H25ZM80 182H81V181H80ZM100 182H102V181H100ZM107 182H108V181H107ZM107 182H106V183H107ZM123 182H124V181H123ZM138 182H139V181H137L136 184H137ZM147 182L149 183V180L146 181V183H147ZM150 182H151V181H150ZM30 183H31V182H30ZM58 183H59V182H58ZM85 183H86V181H85ZM85 183H84L83 185H85ZM106 183H105V184H106ZM124 183H125V182H124ZM124 183H123V185H125V184L127 185V183H125V184H124ZM128 183H130V182H128ZM132 183H133V182H132ZM151 183H152V182H151ZM153 183H154V182H153ZM156 183H157V182H156ZM26 184H27V182H26ZM90 184H93V182L90 183ZM90 184H89V186H90ZM98 184H99V183H98ZM102 184H103V182H102ZM105 184H104V185H105ZM107 184H109V183H107ZM107 184H106V185H107ZM119 184H120V183H119ZM119 184H118V185H119ZM121 184H122V183H121ZM136 184H135V185H136ZM144 184H145V181H144ZM154 184H155V183H154ZM81 185H82V184H81ZM87 185H88V183H87ZM87 185H86V186H87ZM123 185H120V186H121V187H119L120 190H121V188L123 189V187H122ZM146 185H147V187L149 186V188L153 187V186L150 185V184H149V185H148V184H145V186H146ZM86 186H83V190H82V192L85 190L84 187H86ZM95 186H96V185H95ZM95 186H94V188H95ZM97 186H98V185H97ZM128 186H129V185H128ZM132 186H134V185H132ZM132 186L130 187V188H131L130 191H132ZM140 186H141V185H140ZM150 186H151V187H150ZM154 186H155V185H154ZM102 187L105 188L104 186H102ZM102 187H101V188H102ZM141 187L144 188L143 186H141ZM97 188H98V187H97ZM99 188H100V186H99ZM99 188L97 189L98 191L101 189V188H100V189H99ZM117 188H118V187H117ZM130 188L127 187V189H130ZM137 188H138V187H137ZM142 188H141V189H142ZM90 189H93V187L91 186ZM127 189H123V190L125 191V190H127ZM145 189H146V188H145ZM145 189H143V190H141V191H143V193H144V192H145V191H144ZM152 189H153V188H152ZM94 190H95V189H94ZM94 190H93V191H94ZM97 190H96L95 192H97ZM101 190H102V189H101ZM139 190H140V189H139ZM139 190H138V192H141V191H139ZM150 190H151V189H150ZM88 191H89V189H88ZM111 191H112V190H111ZM124 191H123V192H124ZM130 191H129V192H130ZM133 191H134V189H133ZM136 191H137V190H136ZM136 191H135V192H136ZM146 191H147V190H146ZM148 191H149V189H148ZM148 191H147V192H148ZM86 192H87V190H86ZM90 192H91V191H90ZM90 192H89V193H90ZM121 192H122V191H121ZM125 192H127V191H125ZM125 192H124V193H125ZM135 192H134V193H135ZM138 192H137V193H138ZM149 192H150V191H149ZM61 193L64 195L63 192H61ZM91 193H92V192H91ZM97 193H99V192H97ZM127 193H128V192H127ZM127 193H126V194H127ZM131 193H133V192H131ZM55 194H57V192H56ZM55 194H54V195L52 194V195L55 197V196H56ZM62 194H61V195H62ZM94 194L97 195L96 193H94ZM101 194H102V192H101ZM140 194H141V193H140ZM144 194H145V193H144ZM82 195H83V194H81V196H82ZM84 195H85V194H84ZM102 195H103V194H102ZM102 195L98 194V196H99L98 199L101 198ZM127 195H128V194H127ZM127 195H126L125 197H127ZM130 195H131V194H130ZM136 195H137V194H135V196H136ZM141 195H142V194H141ZM160 195H161V194H160ZM13 196H14V195H13ZM49 196L51 197V195H49ZM53 196H52V197H53ZM118 196L121 198V195H118ZM128 196H129V195H128ZM143 196H144V195H143ZM146 196H147V195H146ZM152 196H153V195H152ZM240 196H241V195H240ZM52 197H51V198H52ZM56 197H58V196H56ZM63 197H65V196H63ZM87 197H88V196H87ZM89 197L91 198V194H90ZM122 197H124V196L122 195ZM130 197H132V196H130ZM130 197H129V198H130ZM137 197H138V195L136 196V199L139 200L140 198H137ZM140 197H141V196H140ZM66 198H67V197H66ZM76 198H79V197L76 196L75 199H76ZM82 198H83V196L81 197V201H82ZM90 198H89V199H90ZM95 198L97 199V197H94V199H93V201H92L94 204L97 203V202H94ZM144 198H145V197H144ZM237 198H238V200H239V195H238ZM10 199H11V198H10ZM59 199H60V196H59L58 200H59ZM61 199H62V197H61ZM61 199H60V200H61ZM67 199H68V198H67ZM79 199H80V198H79ZM101 199H102V198H101ZM101 199H99V200L102 201ZM116 199H117V198H116ZM124 199H126V198H124ZM124 199H120V200L125 201ZM145 199H147V197H146ZM145 199H143V200H145ZM240 199H241V197H240ZM52 200H53V199H52ZM52 200H51V201H52ZM60 200H59V201H60ZM62 200H64V199H62ZM68 200H69V199H68ZM76 200L78 201V199H76ZM87 200H88V199H87ZM99 200H98V201H99ZM141 200H142V199H141ZM56 201H57V200H56ZM59 201H57V203H58ZM70 201H71V199H70ZM77 201H75V202L77 203V206H79V203H78ZM79 201H80V200H79ZM117 201H119V200H117ZM123 201H122V202H123ZM239 201H241V200H239ZM5 202H6V201H5ZM68 202H69V201H68ZM73 202H74V201H73ZM89 202L92 203L91 200H90ZM141 202H142V201H141ZM141 202L138 201V203H141ZM63 203H64V202H63ZM80 203L83 204V201L80 202ZM119 203H120V202H119ZM126 203H127V202H126ZM5 204H6V203H5ZM8 204L11 205L10 201H9ZM55 204H56V202H55L54 204H52V205H55ZM60 204H61V203H60ZM64 204H65V203H64ZM74 204H75V203H73V205H74ZM98 204H99V202H98ZM135 204H136V202H135ZM141 204H142V206H143V204H147V202H145V203L143 202V203H141ZM9 205H6V206H9ZM58 205H59V203H58ZM67 205H69V204H67ZM67 205H65V206H67ZM70 205H71V204H70ZM99 205H100V204H99ZM117 205H118V203H117ZM119 205H122V206H123L124 204L122 203V204H119ZM119 205H118V206H119ZM139 205H140V204H137L136 206H139ZM148 205H149V204H148ZM148 205H147V208H149ZM153 205H154V203H153ZM56 206H57V205H56ZM56 206H55V207H56ZM60 206H61V205H60ZM71 206H72V205H71ZM75 206H76V204H75ZM77 206H76V207H77ZM93 206H94V205H93ZM96 206H98V205L96 204ZM100 206H102V204H101ZM125 206H126V205H125ZM136 206H135V210L137 211L138 209L136 208ZM156 206H157V205H156ZM209 206H210V205H209ZM234 206H235V205H234ZM52 207H53V206H52ZM58 207H59V206H58ZM80 207H81V205H80ZM150 207H151V205H150ZM154 207H155V206H154ZM163 207H164V206H163ZM184 207H185V206H184ZM184 207H183V208H184ZM50 208H51V207H50ZM53 208H54V207H53ZM56 208H57V207H56ZM71 208H72V207H71ZM82 208H83V207H82ZM84 208H85V207H84ZM92 208H93V207H92ZM92 208L89 207V209H92ZM117 208H120V207H117ZM117 208H116V210H117ZM124 208H125V207H124ZM151 208H152V207H151ZM160 208H162V207L160 206ZM87 209H88V208H87ZM98 209H99V208H98ZM98 209L96 210V208H93L94 211H95V210L98 211ZM142 209H143V207H142ZM144 209H145V207H144ZM149 209H150V208H149ZM153 209H154V208H153ZM62 210H63V209H62ZM81 210H82V209H81ZM93 210H92V213H93ZM151 210H152V209H151ZM155 210H156V209H155ZM155 210H154V211H155ZM157 210H158V209H157ZM181 210H182V208H181ZM249 210H250V208H249ZM51 211H52V210H51ZM60 211H61V210H60ZM100 211H101V210H100ZM118 211H119L120 213H123L122 211H124V209H123L122 211H120V210H118ZM126 211H127V210H126ZM140 211H141V210H140ZM146 211L151 212L150 210H147V209H146ZM158 211H159V210H158ZM158 211H157V212L155 211V212H156V213H159ZM57 212H58V211H57ZM80 212H81V211L79 210V213H80ZM86 212H87V210H86ZM86 212H85V213H86ZM90 212H91V210H90ZM149 212H145L144 215H147L146 213H149ZM152 212H153V211H152ZM50 213H52V212H50ZM50 213L47 214V215L50 216ZM81 213H82V212H81ZM81 213H80V215H81L80 218L82 217L83 214H84V216H85V213H84V212H83V214H81ZM127 213H130V212H127ZM127 213H126V214H127ZM137 213H138V212H137ZM141 213L143 214L144 212H140V214H141ZM60 214H61V213H60ZM63 214H65V212H63ZM63 214H62V215H63ZM87 214H89V213H87ZM135 214H136V213H135V211H134V215H135ZM152 214H153V213H152ZM93 215H96V214H93ZM124 215H125V211H124ZM128 215H129V214H127V216L125 215V217L127 218ZM138 215H139V214H138ZM138 215H137V216H138ZM154 215H155V213H154ZM60 216H61V215H60ZM60 216H59V218H60ZM64 216H66V215H64ZM84 216H83V217H84ZM119 216L121 217L122 215H119ZM119 216H118V217H119ZM139 216H141V215H139ZM158 216H159V215H158ZM238 216H239V215H238ZM238 216H237V217H238ZM89 217H90V215H89ZM94 217H95V216H94ZM125 217L122 218L121 220L125 219ZM134 217H135V216H134ZM143 217H144V216H143ZM145 217H146V216H145ZM147 217H148V216H147ZM151 217H152V216H151ZM156 217H157V216H156ZM159 217H160V216H159ZM159 217H158V220H159ZM48 218H50V217H48ZM59 218H57V220H58ZM62 218H64V217L62 216ZM84 218H85V217H84ZM92 218H93V217H92ZM141 218H142V217H141ZM239 218H240V217H239ZM86 219H88V218H86ZM93 219H94V218H93ZM117 219H118V218H117ZM137 219H138V217H137ZM233 219H234V218H233ZM47 220H48V219H47ZM80 220H81V219H80ZM138 220H140L141 222H144V223H141V222L139 221V222L141 223V224L139 223L140 226H142V224L144 225V224L146 223L145 221H147V220L144 219V218H142V219H138ZM138 220H136V222H138ZM144 220H145V221H144ZM150 220L153 222L152 219H150ZM155 220H156V219H155ZM155 220H154V222H155ZM231 220H232V219H231ZM234 220H235V219H234ZM55 221H56V220H55ZM77 221H78V220H76V222H77ZM82 221H84V220L82 219L79 223H81ZM88 221L91 222L90 219H89ZM88 221H85V222L87 223ZM118 221L120 222V220H118ZM118 221H116V223H118ZM160 221H161V220H160ZM164 221H165V219H164ZM193 221H194V220H193ZM242 221H243L242 223H244V226H245V228H246V230H245V235H243L244 237L242 236V237H243V238H242V241H241L242 243H243V242H249V243H252V242H254V240H255L256 238H258L259 241L263 240V238L259 237L261 233L258 234V232L256 231V227L254 226L253 222H252L251 220H249V216H248V215L243 216V220H242ZM58 222H59V221H58ZM60 222H62V221H60ZM60 222H59V223H60ZM73 222H74V221H73ZM85 222H84V223H85ZM89 222H88V223H89ZM113 222H114V221H113ZM152 222H149V223L151 224ZM157 222H158V221H157ZM195 222H196V221H195ZM232 222H233V221H232ZM45 223H47L46 220H45ZM45 223H44V224H45ZM59 223H57V224H59ZM62 223H63V222H62ZM62 223H61V224H62ZM82 223H83V222H82ZM88 223H87V226L85 225V226H82V227L79 226V227L82 228V229H84V227L87 228V227H88ZM134 223H135V222H134ZM134 223H132V224H134ZM158 223H160V222H158ZM158 223H157V225H158ZM242 223H241V224H242ZM64 224H65V223H64ZM74 224H77V223H74ZM91 224H92V223H91ZM91 224H90L89 226H93V224H92V225H91ZM135 224H136V223H135ZM139 224H138V225H139ZM146 224H147V223H146ZM150 224H149V226H150ZM232 224H233V223H232ZM234 224H235V222H234ZM59 225H60V224H59ZM70 225H71V224H70ZM77 225H78V224H77ZM80 225H81V224H80ZM120 225H121V224H120ZM128 225H129V224H128ZM152 225H153V224H152ZM239 225H240V223H239ZM62 226H63V224H62ZM62 226H61V227H62ZM73 226H74V225H73ZM116 226H117V225H116ZM133 226H134V225H133ZM144 226L146 227V225H144ZM225 226H227V225H225ZM225 226H224V227H225ZM234 226H235V225H234ZM237 226H238V224H237ZM241 226H242V225H241ZM43 227H44V226H43ZM56 227H57V226H56ZM56 227H55V228H56ZM65 227H67V226H65ZM69 227H70V226H69ZM74 227H76V226H74ZM118 227H119V226H118ZM135 227H136V226H135ZM142 227H143V226H142ZM142 227H141L140 229L137 228V229H138V234H139L140 230L143 229ZM155 227H156V226H155V224H154V228H153V229H155ZM157 227H160V225L157 226ZM221 227H222V226H221ZM224 227H223V228H224ZM260 227H261V226H260ZM72 228H73V227H71V230H72ZM80 228H79V229H80ZM116 228H117V227H116ZM147 228H148V227H147ZM243 228H244V227H243ZM258 228H259V227H258ZM42 229H43V228H42ZM42 229H41V232L43 233L44 230L42 231ZM59 229H60V228H59ZM62 229H64V228H62ZM77 229H78V228H77ZM77 229H76V228L74 229L75 233H77V232H76ZM133 229H136V228H133ZM137 229H136V230H137ZM145 229H146V228H145ZM156 229H157V228H156ZM156 229H155V230H156ZM159 229H160V228H159ZM237 229H238V227H237ZM263 229H264V228H263ZM57 230H58V229H57ZM57 230H56V231H57ZM64 230H65V229H64ZM80 230H81V229H80ZM84 230H85V229H84ZM165 230H166V229H165ZM235 230H236V229H235ZM239 230H240V229H239ZM241 230H242V229H241ZM258 230H259V229H258ZM58 231H59V230H58ZM58 231H57V232H58ZM65 231H66V230H65ZM65 231H62V232H65ZM68 231H70V229H68ZM74 231H73V233H74ZM81 231H82V230H81ZM130 231H131V230H130ZM133 231H134V230H133ZM133 231H132V232H133ZM142 231H143V230H142ZM145 231H146V230H145ZM148 231H152L151 234L153 233V230H151V228H150ZM158 231H159V230H158ZM162 231H163V229H162ZM198 231H199V230H198ZM59 232H61V230H60ZM66 232H67V231H66ZM71 232H72V231H71ZM135 232H136V231H135ZM146 232H147V231H146ZM146 232H144V233H146ZM156 232H157V231H156ZM223 232H224V231H223ZM243 232H244V231H243ZM39 233H40V232H39ZM73 233H72V236L74 235ZM78 233H80V232L78 231ZM127 233H128V232H127ZM129 233H130V232H129ZM133 233H134V232H133ZM148 233H149V236L152 238V237H153L152 235H154V233H153L152 235H150V232H148ZM158 233L160 234L161 232H158ZM233 233H234V232H233ZM235 233H236V231H235ZM37 234H38V233H37ZM37 234H35V235L37 236ZM61 234H63V233H61ZM67 234H69V233H67ZM125 234H126V233H125ZM125 234H124V236H125ZM136 234H137V233H136ZM136 234H132V235H136ZM138 234H137V235H138ZM156 234H157V233H155V235H156ZM237 234H238V233H237ZM17 235H20V234L18 233ZM17 235H16V236H17ZM38 235H40V234H38ZM43 235H44V234H43ZM52 235H53V234H52ZM70 235H71V234H70ZM75 235H76V234H75ZM130 235H131V233H130ZM139 235H141V233H140ZM139 235H138V236H139ZM146 235H147V234H146ZM155 235H154V236H155ZM162 235H163V234H162ZM72 236H70V237H72ZM124 236H123V237H124ZM127 236H128V234H127ZM138 236H135V237L137 238ZM141 236H142V235H141ZM159 236H161V235H159ZM164 236H166V235H164ZM231 236H233V235H231ZM239 236H241V234H240ZM18 237H20V236H18ZM18 237H17V238H18ZM43 237H44V236H43ZM73 237H74V236H73ZM73 237H72V238H73ZM135 237H134V239L136 240ZM142 237H143V236H142ZM144 237H146V236H144ZM157 237H158V234H157ZM161 237H162V236H161ZM34 238H36V237L34 236ZM39 238L41 239L42 236L39 237ZM39 238H38V236H37V239H39ZM46 238H47V237H46ZM56 238H57V237H56ZM67 238H68V237H67ZM67 238H66V244H67V242H68V241H67ZM76 238H77V237H76ZM125 238H126V236H125ZM128 238H130V237H128ZM131 238H132V236H131ZM131 238L129 239V241L132 240ZM158 238H159V237H158ZM158 238H157V239H158ZM206 238H207V237H206ZM206 238H205V239H206ZM234 238H235V237H234ZM37 239H36V240H37ZM116 239H117V238H116ZM121 239H122V238H121ZM126 239H127V238H126ZM126 239H123V240H126ZM142 239H143V238H142ZM148 239H149V238H148ZM148 239H147V240H148ZM153 239H154V238H153ZM161 239H162V238H161ZM161 239H160V240H161ZM163 239H165V238H163ZM163 239H162V240H163ZM205 239H204V240H205ZM240 239H241V238H240ZM43 240H44V239H43ZM43 240H42V241H43ZM47 240H48V239H47ZM68 240H69V239H68ZM71 240H72V239H71ZM74 240H75V239H74ZM80 240H81V239H80ZM117 240H118V239H117ZM138 240H139V239H138ZM140 240H141V239H140ZM140 240H139V242H141ZM145 240H146V239H145ZM145 240H144V241H145ZM149 240H150V239H149ZM151 240H152V239H151ZM154 240H156V239H154ZM165 240H167V238H166ZM206 240H208V239H206ZM206 240H205V241H206ZM40 241H41V240H40ZM42 241H41V242H42ZM121 241H122V240H121ZM129 241H128V239H127V243H128ZM170 241H171V240H170ZM202 241H203V240H202ZM234 241H235V240H234ZM237 241H238V240H237ZM259 241L255 242V243H253V244L256 246V244H258ZM35 242H36V241H35ZM37 242L40 244L39 240H38ZM48 242H49V241H48ZM64 242H65V241H64ZM122 242H123V241H122ZM130 242L133 243L134 240H133V241H130ZM130 242H129V244H130ZM136 242H137V241H136ZM146 242H148V241H146ZM156 242H157V241H156ZM158 242H159V241H158ZM160 242L162 243V241H160ZM209 242H210V241H209ZM230 242H231V241H230ZM32 243H33V240H32ZM38 243H37V245H38ZM84 243H85V242H84ZM86 243H87V241H86ZM88 243H89V242H88ZM88 243H87V244H88ZM120 243H121V242H120ZM143 243H144V242H142L141 246L143 245ZM148 243H149V242H148ZM150 243L154 244V242H151V241H150ZM211 243H212V242H211ZM211 243H210V244H211ZM228 243H229V241H228ZM233 243H234V242H233ZM80 244H81V243H80ZM82 244H83V242H82ZM117 244H118V243H117ZM117 244L115 245V246H116V249H117ZM122 244H125V243H122ZM122 244H120V245H122ZM146 244H147V243H146ZM146 244L144 245V248H142V251L145 249ZM152 244H151V245H152ZM155 244L158 246L157 243H155ZM162 244H163V243H162ZM167 244H168V243H167ZM201 244H202V243H201ZM208 244H209V243H208ZM208 244H207V245H208ZM239 244H240V243H239ZM263 244H264V243H263ZM64 245H65V244H64ZM89 245H90V244H89ZM125 245H126V244H125ZM147 245H148V244H147ZM168 245H169V244H168ZM189 245H191V244H189ZM229 245H230V244H229ZM78 246H79V245H78ZM82 246H83V245H82ZM82 246H81V247H82ZM84 246H86V245H84ZM84 246H83V247H84ZM87 246H88V245H87ZM109 246H112V245H109ZM115 246H114V247H115ZM122 246H124V245H122ZM122 246H121V248H122ZM130 246H131V244H130ZM132 246H135V244H134V245L132 244ZM132 246H131V247H132ZM152 246L155 247L154 245H152ZM157 246H156V249L158 248ZM161 246H163V245H161ZM164 246L166 247L167 245H165V243H164ZM164 246H163V247H164ZM246 246H248V245H246ZM255 246H254V247H255ZM261 246H263V245H261ZM88 247H89V246H88ZM90 247H91V246H90ZM118 247L120 248L119 245H118ZM127 247H128V246H127ZM137 247H138V246H137ZM137 247H136V248L134 247V248L137 250ZM150 247H151V246H148V248H150ZM208 247H209V245H208ZM211 247H212V246H211ZM222 247H223V246H222ZM237 247H238V246H237ZM251 247H252V246H251ZM258 247H259V246H258ZM263 247H264V246H263ZM263 247H262V248H263ZM79 248H80V247H79ZM79 248H78V249H79ZM86 248H87V247H86ZM112 248H113V247H112ZM123 248L125 249L126 247H123ZM139 248H140V247H138V249H139ZM151 248H152V247H151ZM255 248H256V247H255ZM107 249H108V248H107ZM116 249H115V250H116ZM131 249H132V248H131ZM156 249H155V250H156ZM160 249H163V248H160V245H159V250H160ZM165 249H166V248H164V251H163V252H165ZM211 249H212V248H211ZM214 249H215V248H214ZM244 249H245V248H244ZM246 249H247V248H246ZM80 250H81V249H80ZM84 250H85V248L83 249V251L81 250L82 252H80V251H79V252L82 254V253H84ZM88 250L90 251L91 249H88ZM88 250H87V251H88ZM111 250H112V249H111ZM111 250H110V251H111ZM129 250H130V249H129ZM129 250H128V252H129ZM145 250H146V249H145ZM152 250L154 251V249H152ZM152 250H150V251H152ZM198 250H199V249H198ZM206 250H208V248H207ZM212 250H213V249H212ZM107 251H109V250L103 251L104 253H102V254L105 255V254H106L105 252H107ZM113 251H114V249H113ZM126 251H127V248H126ZM133 251H134V249H133ZM161 251H162V250H161ZM169 251H170V250H169ZM169 251H168V252H169ZM202 251H203V250H202ZM202 251H201V253H202ZM225 251H226V250H225ZM225 251H224V252H225ZM233 251H234V250H233ZM111 252H112V251H111ZM111 252H110L111 255L114 254L113 252H112V253H111ZM138 252H139V251H138ZM140 252H141V249H140ZM148 252H149V251H148ZM155 252H156V251H154V253H155ZM159 252H160V251H159ZM159 252H158V253H159ZM168 252H167V250H166V253L168 254V256H164V257H165V260H166V259L170 260L169 258H166V257H169V253H168ZM184 252H185V251H184ZM199 252H200V251H199ZM199 252H198V253H199ZM204 252H205V251H203V253H204ZM89 253H91V252H89ZM118 253H119V252H118ZM121 253H122V252H121ZM123 253L125 254V250L123 251ZM123 253H122V254H123ZM126 253H127V252H126ZM136 253H137V252H136ZM142 253H143V252H142ZM142 253H141V254H142ZM146 253H147V252H146ZM158 253H157V254H158ZM170 253H171V252H170ZM174 253H175V251L173 252V254H172V253H171V254H172V256H175V258H173V259H176V255H175ZM177 253H178V252H177ZM177 253H176V254H177ZM180 253H181V252H180ZM187 253H189V252H187ZM205 253H207V252H205ZM205 253H204V254H205ZM243 253L245 254V252H243ZM254 253H255V252H254ZM254 253H253V255H254ZM258 253H259V252H258ZM85 254H87V253H86V250H85ZM110 254H109V256H111ZM122 254H121V255H122ZM128 254L130 255V254H132V253H128ZM137 254H138V253H137ZM143 254H144V253H143ZM143 254H142V255H143ZM149 254H151V253H149ZM155 254H156V253H155ZM162 254H163V253H162ZM164 254H165V253H164ZM181 254H182V253H181ZM240 254H241V253H240ZM250 254H251V253H250ZM87 255H90V254H87ZM104 255H102V256H104ZM114 255H115V254H114ZM117 255H118V254H117ZM152 255H153V254H152ZM178 255H179V254H178ZM182 255H183V254H182ZM189 255H190V254H189ZM202 255H203V254H202ZM223 255H224V254H223ZM79 256H80V255H79ZM81 256H82L81 258H82L83 261H81V259H79V260L81 261V263H82V262L85 263V262H84V259H83V258H84V254L81 255ZM85 256H86V255H85ZM105 256H106V255H105ZM109 256H108V257H109ZM118 256H119V255H118ZM118 256H117V257H118ZM130 256H131V255H130ZM130 256H129V258H130ZM132 256L134 257V256H136V254H134V255L132 254ZM137 256H138V255H137ZM139 256H140V254H139ZM139 256H138V257H139ZM145 256H146V255H145ZM145 256H144V257H145ZM154 256H155V255H154ZM154 256H153V257H154ZM157 256H158V255H156V257H157ZM179 256H181V255H179ZM184 256H185V254H184ZM199 256H200V255H199ZM204 256H205V255H204ZM247 256H248V255H247ZM88 257H89V256H87L86 258L88 259ZM113 257H115V256H113ZM123 257H124V259H123V263H124V261H127L125 257L128 258V256L123 255ZM158 257H159V256H158ZM164 257L162 256L160 259H163ZM181 257H182V256H181ZM186 257H188V256L186 255ZM205 257H207V255H206ZM215 257H216V255H215ZM215 257H213V258L215 259ZM218 257H219V256H218ZM223 257H224V256H223ZM236 257L238 258V256H236ZM239 257H240V255H239ZM242 257H243V256H242ZM259 257H261V256H258V259H259ZM79 258H80V257H79ZM103 258H104V257H103ZM103 258H102V260H104ZM111 258H112V256H111ZM131 258H132V257H131ZM131 258H130V259H131ZM136 258H137V257H135V259H136ZM140 258H141V257H140ZM140 258H139V260H140ZM149 258H150V257H149ZM183 258H184V257H183ZM183 258H182V259H183ZM203 258H204V257H203ZM207 258H208V257H207ZM207 258H204V260L207 259ZM227 258H228V257H227ZM233 258H234V257H233ZM99 259H101L100 256H99ZM112 259H113V258H112ZM115 259H118V258H115ZM141 259H142V258H141ZM143 259H144V258H143ZM201 259H202V258H201ZM223 259H224V258H223ZM243 259H244V257H243ZM249 259H250V258H249ZM262 259H263V258H262ZM262 259H261V260H262ZM131 260H132V259H131ZM139 260H136V261L134 260V261H135V263H137V261H139ZM168 260H167V261H168ZM177 260H178V261H176L177 263L180 262L179 259H177ZM185 260H186V258H185ZM185 260H183V261H184V264H186V263H185ZM224 260H226V258H225ZM255 260H256V259H255ZM106 261H107V260H106ZM109 261H110V260H109ZM141 261H142V260H141ZM147 261H148V260H147ZM147 261H145V264H148ZM152 261H156V258H155V260H154V258H153ZM152 261H151V262H152ZM158 261H160L159 258H158ZM188 261H189V260H188ZM211 261H212V260H211ZM237 261H238V260H237ZM237 261H236V262H237ZM243 261H244V260H243ZM257 261L259 262V260H257ZM263 261H264V260H263ZM102 262H103V261H102ZM117 262H118V261H117ZM156 262H157V261H156ZM156 262H155V263H156ZM160 262H162V261H160ZM173 262H174V260H172V263H173ZM176 262H174L173 264H175ZM212 262H213V261H212ZM219 262H220V261H219ZM227 262H230V261H227ZM227 262H226V263H227ZM236 262H235V263H236ZM252 262H253V261H252ZM31 263H32V262H31ZM103 263H104V262H103ZM113 263H115V262H113ZM128 263H129V260L127 261V263L125 262L124 264H128ZM133 263H134V262H133ZM139 263H140V261H139ZM143 263H144V262H141V264H143ZM149 263H150V262H149ZM158 263H159V262H158ZM172 263H170V264H172ZM177 263H176V264H177ZM180 263H181V262H180ZM180 263H179V264H180ZM187 263H188V262H187ZM209 263H210V262H209ZM209 263H208V264H209ZM250 263H251V262H250ZM107 264H108V263H107ZM119 264H122V263H119ZM129 264H130V263H129ZM137 264H138V263H137ZM152 264H154V262H152ZM161 264H162V263H161ZM163 264H165V263H163ZM201 264H202V263H201ZM212 264H213V263H212ZM221 264H222V263H221ZM224 264H225V262H224ZM237 264H238V263H237ZM239 264H240V263H239Z\"/></svg>",
  "mask_w": 264,
  "mask_h": 264
}]
</instances>
